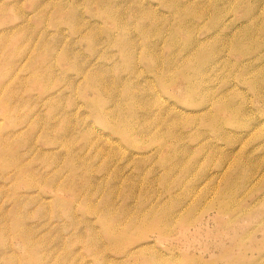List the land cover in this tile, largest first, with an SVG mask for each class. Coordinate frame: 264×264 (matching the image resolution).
I'll use <instances>...</instances> for the list:
<instances>
[{
	"label": "rangeland",
	"instance_id": "1",
	"mask_svg": "<svg viewBox=\"0 0 264 264\" xmlns=\"http://www.w3.org/2000/svg\"><path fill=\"white\" fill-rule=\"evenodd\" d=\"M263 49L264 0H0V264H264Z\"/></svg>",
	"mask_w": 264,
	"mask_h": 264
},
{
	"label": "bare ground",
	"instance_id": "2",
	"mask_svg": "<svg viewBox=\"0 0 264 264\" xmlns=\"http://www.w3.org/2000/svg\"><path fill=\"white\" fill-rule=\"evenodd\" d=\"M225 16H226V15H225ZM229 18H230V17H229ZM224 19H225V18H224ZM226 20H227V19H226ZM226 22H227V21H226ZM220 23H221V22H220ZM223 24H224V23H223ZM226 26H227V25H226ZM219 27H220V26H219ZM220 29H221V28H220ZM219 31H220V30H219ZM213 33H214V32H213ZM216 33H217V32H216ZM218 33H219V32H218ZM123 34H124V33H123ZM222 35H223V34H222ZM222 35H221V36H222ZM90 36H91V35H90ZM192 36H193V35H192ZM207 36H208V35H207ZM216 36H217V35H216ZM227 36H228V35H227ZM196 37H197V36H196ZM210 37H211V36H210ZM210 37H209V38H210ZM212 37H213V36H212ZM214 37H215V35H214ZM249 37H250V39H251V35H250ZM86 38H88V35H87ZM126 38H127V37H126ZM235 38H236V37H235ZM247 38H248V37H247ZM191 39H192V37H191ZM193 39H194V38H193ZM196 39H197V38H196ZM203 39H204V38H203ZM215 39H216V38H215ZM243 39H244V38H243ZM243 39H241V40H243ZM248 39H249V38H248ZM200 40H201V39H200ZM204 40H205V39H204ZM204 40H203V41H204ZM225 40H226V39H224V41H225ZM246 40H247V39H245V40H243V41H246ZM127 41H128V40H127ZM193 41H194V40H193ZM198 41H199V40H198ZM201 41H202V40H201ZM219 41H220V40H219ZM250 41H251V40H250ZM195 42H196V41H195ZM220 42H221V41H220ZM227 42H228V41H227ZM239 42H241V41H239ZM128 43H129V42H128ZM198 43H199V42H198ZM198 43H197V44H198ZM221 43H223V42H221ZM243 43H244V42H243ZM246 43H248V42H246ZM125 44H126V40H125V43H123V45H125ZM201 44H202V43H201ZM250 44H251V43H250ZM120 45H122V44H120ZM120 45H119V46H120ZM199 45H200V44H199ZM199 45H198V46H199ZM194 46L196 47V45H194ZM201 46H202V45H201ZM246 47H247V45H246ZM248 47H249V46H248ZM121 48H122V46H121ZM201 48H202V47H201ZM124 49H125V47H124ZM124 49H123V51H124ZM126 49H127V48H126ZM193 50H194V49H193ZM263 50H264V49H263ZM199 51H200V50H199ZM125 52L128 54V50H125ZM122 53H123V52H122ZM210 54H211V53H210ZM258 54H259V53H258ZM263 54H264V53H263ZM128 55H130V54H128ZM128 55H127V56H128ZM122 56H123V55H122ZM125 56H126V55H125ZM125 56H124V57H125ZM224 56H226V55H224ZM148 58H149V57H147V59H148ZM190 58H191V57H190ZM258 58H260V57H258ZM149 59L152 60L153 58H152V59L149 58ZM261 59H262V57H261ZM185 61H186V60H185ZM185 61H184V62H185ZM187 61H188V60H187ZM189 61H190V60H189ZM125 63H126V62H125ZM130 63H131V62H130ZM126 64H127V63H126ZM166 64H167V63H166ZM182 65H183V64H182ZM129 66H130V64H129ZM129 66H128V67H129ZM128 67H127V68H128ZM130 67H131V66H130ZM168 67H169V65H168ZM168 67H167V69H168ZM162 68H163V67H161V69H162ZM169 68H170V67H169ZM171 68H172V67H171ZM195 68H196V67H195ZM190 69H191V68H190ZM155 70H156V68H155ZM170 70H171V69H170ZM167 71H168V70H167ZM168 73H170V72H168ZM197 74H199V73H197ZM197 76H198V75H197ZM197 76H196V77H197ZM200 77H202V76H201V73H200ZM97 78H98V77H97ZM202 78H203V77H202ZM94 80H96V79H94ZM199 80H201V79H199ZM203 80H204V78H203ZM127 81H130V79H128ZM161 82H162V81H161ZM166 82H167V81H166ZM166 82H165V83H166ZM190 82H191V81H190ZM197 82H198V81H197ZM199 82H200V81H199ZM204 83H205V81H204ZM263 83H264V82H263ZM97 84H98V83H97ZM199 86H200V85H199ZM199 86H198V87H199ZM97 87H98V85H97ZM194 90H196V89H194ZM196 91H197V92L199 91L198 88H197ZM128 93H130V89H129V92H128ZM128 93H127V94H128ZM127 94H126V96H127ZM133 94H134V93H133ZM129 96H131V94H130ZM132 98H133V97H132ZM4 100H5V99H4ZM130 100H131V99H130ZM129 102H130V101H129ZM201 104H202V103H201ZM209 104H210V103H209ZM209 104H208V105H209ZM3 105H5V102H4V101H3ZM199 105H200V104H199ZM206 106H207V105H206ZM198 107H199V106H198ZM97 111H98V110H97ZM98 113H99V112H98ZM98 113H97V114H98ZM103 113H104V112H103ZM103 113H102V114H103ZM124 113H125V112H124ZM104 114H105V113H104ZM104 114H103V115H104ZM101 117H102V116H101ZM130 118H131V117H130ZM102 119H103V118H102ZM102 119H101V120H102ZM106 119H107V118H106ZM109 123H110V122H109ZM132 123H134V122H132ZM114 124H115V123H114ZM143 124H144V123H143ZM126 125H127V123H126ZM126 125H125V127L123 126L124 129L129 127V126H126ZM143 126H144V125H143ZM132 128H133V127H132ZM128 129H129V128H128ZM128 129H127V130H128ZM137 130H138V128H137ZM139 130H140V129H139ZM131 131H132V130H131ZM132 132H133V131H132ZM130 134H131V133H130ZM231 190H232V189H231ZM229 192H230V191H229ZM233 195H234V194H232V196H233ZM225 197H226V196H225ZM89 198H90V197H89ZM230 198H231V195H230ZM223 199H224V198H223ZM231 199H232V198H231ZM107 200H108V199H107ZM88 201H89V200H88ZM222 201H223V200H221V203H222ZM224 201H225V205H226V202H227V201H226V200H224ZM105 202H106V201H105ZM230 202H232V201H230ZM229 204H230V203H229ZM87 205H88V204H87ZM221 205H222V204H221ZM92 206H93V205H92ZM92 206H91V207H92ZM97 206H98V205H97ZM97 206H95V208H96ZM101 206H102V204H101ZM104 206H105V205H104ZM223 206H224V202H223ZM223 206H222V207H223ZM227 206H229V205H227ZM91 207L89 206V208H91ZM67 208H68V207H67ZM98 208H99V207H97V209H95V210H96V213H97ZM168 208H169V207H168ZM91 209H92V208H91ZM91 209H89V212H91V211H92V212L95 211V210H91ZM87 211H88V207H87ZM105 211H106V210H105ZM152 211H153V210H152ZM152 211L150 210V212H152ZM92 212H91V213H92ZM99 212H100V209H99ZM99 212H98V213H99ZM141 212H142V211H141ZM157 212H158V210H157ZM174 212H175V211H174ZM94 213H95V212H94ZM96 213H95V214H96ZM98 213H97V215H98ZM142 213H143V212H142ZM153 213H154V211H153ZM176 213H177V212H176ZM136 214H139V213L137 212ZM149 214H150V213H149ZM173 214H174V213H173ZM173 214H171V215L173 216ZM100 215H101V213H100ZM100 215H99V216H100ZM110 215H111V214H110ZM116 215H117V214H116ZM150 215H151V214H150ZM154 215H155V214H154ZM166 215H167V214H166ZM176 215H177V214H176ZM127 216H129V215H127ZM127 216H126V217H127ZM155 216H156V215H155ZM174 216H175V215H174ZM106 217H107V216H106ZM108 217H109V218H108L107 220L109 221V220H110V217H111V216H109V213H108ZM135 217L137 218V219H135V220L138 221L139 215H138V217H137V216H135ZM143 217H145V216L143 215ZM146 217H148V216H146ZM149 217H150V216H149ZM153 217H154V216H153ZM165 217H166V216H165ZM170 217H171V216H170ZM100 218H102V217L100 216ZM113 218H116L115 215H113ZM151 218H152V216H151ZM157 218H158V215H157ZM142 219H143V218H142ZM98 220H99V219H98ZM100 220H101V219H100ZM115 220H116V219H115ZM130 220H131V217H130ZM143 220H144V219H143ZM143 220H142V221H143ZM157 220H158V219H157ZM166 220H167V219H166ZM113 221H114V220H113ZM113 221H112V222H113ZM123 221H124V220H123ZM131 221H132V220H131ZM148 221H149V220H148ZM148 221H147V223H148ZM160 221H161V220H160ZM103 222H104V219H103ZM117 222H118V221H117ZM124 222H125V221H124ZM169 222H170V219H169ZM169 222H168V224H169ZM101 223H102V222H101ZM121 223H122V221H121L119 224H121ZM147 223H146V222L144 223L145 226H146ZM166 223H167V221H166ZM102 224H103V223H102ZM109 224H110V223H109ZM113 224H115V223H113ZM160 224H161V223H160ZM162 224H163V223H162ZM104 225H105V224H103V226H104ZM110 225L113 226L112 223H111ZM117 225H118V224H117ZM125 225H126V224H125ZM125 225H124V226H125ZM135 225H136V224H135ZM105 226L107 227V225H105ZM120 226H122V225H120ZM120 226H119V227H120ZM133 226H134V225H133ZM133 226H131V227H133ZM158 226H159V224H158ZM161 226H162V225H161ZM166 226H167V225H166ZM115 227H116V226H114V228H115ZM119 227H118V229H119ZM122 227H123V226H122ZM125 227H126V226H125ZM135 227L137 228V225H136ZM138 227H139V226H138ZM140 227H141V225H140ZM140 227H139V228H140ZM143 227H144V226H143ZM168 227H169V226H168ZM109 228H110L109 232H111V234L113 235L112 232H114V228H111V227H109ZM116 228H117V227H116ZM120 228H121V227H120ZM165 228H166V227H165ZM107 229H108V228H107ZM126 229H128V227H127ZM139 230H140V229H139ZM107 231H108V230H107ZM117 231H120V232H121L120 229L117 230ZM122 231H124V229H123ZM129 231L132 232V231H133L132 228H131V230H130V228H129ZM115 232H116V231H115ZM137 232H138V234H139V231H137ZM137 232L135 231V233H137ZM127 233H128V232H127ZM133 233H134V232H133ZM135 233H134V234H135ZM116 234L119 235V234H121V233L117 232ZM125 234H126V233H125ZM128 234H129V233H128ZM138 234H137V236H139ZM108 235H109V234H108ZM112 235H111V238H112ZM121 235H122V234H121ZM122 236L125 238V235H122ZM116 237H117V236L115 235V239H117ZM120 238H121V237H120ZM120 238H119V239H120ZM127 239H128V238H127ZM113 241H114V240H113ZM119 241H120V240H119ZM119 241H118V242H119ZM115 242H116V241H115ZM118 242H117V244H118ZM143 242H144V241H143ZM145 243H146V241H145ZM114 244H115V243H114ZM115 248H116V246H115ZM119 248H120V247H119ZM137 249H138V248H137ZM12 251H13V250H12ZM95 251H96V250H95ZM130 252H131V251H130ZM32 260H33V259H32ZM34 262H35V261H34Z\"/></svg>",
	"mask_w": 264,
	"mask_h": 264
}]
</instances>
